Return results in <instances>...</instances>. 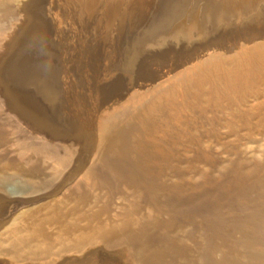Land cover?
I'll return each mask as SVG.
<instances>
[{"label": "bare ground", "instance_id": "1", "mask_svg": "<svg viewBox=\"0 0 264 264\" xmlns=\"http://www.w3.org/2000/svg\"><path fill=\"white\" fill-rule=\"evenodd\" d=\"M49 1L0 0V107L13 121L0 138V264H264L260 2L201 4L182 31L164 18L121 75L98 74L69 109L49 49L61 22H111L123 0H68L60 15ZM205 202L221 209L199 212Z\"/></svg>", "mask_w": 264, "mask_h": 264}, {"label": "rangeland", "instance_id": "2", "mask_svg": "<svg viewBox=\"0 0 264 264\" xmlns=\"http://www.w3.org/2000/svg\"><path fill=\"white\" fill-rule=\"evenodd\" d=\"M212 2L213 0H153V5L149 9V11L143 12L142 9L135 5L132 0H123L118 14L116 15L115 19L111 22H109V20L107 19L101 20L98 15L96 16V19L98 18L97 20L90 19L89 22L85 23L75 21L71 19V17L68 21V19H66L65 17L61 22L62 27L59 31V34L55 37L54 44L49 47L51 53L50 57L55 62H57L59 68L60 87L58 88L57 92L62 97L66 98L63 104L66 107H70L69 109L75 108L76 104L73 103L78 102V97L76 96H81L78 93H80V91H83L85 88V90H87V88L89 87V82H91V80L98 74L103 80H110L113 77L121 75L122 70L119 66L120 63L118 64V62L121 61L123 55L126 54L129 49L135 47L138 43H140V36H142L143 33L148 30V28L156 26L165 18V26H180L181 28L179 29V31H182L185 25H189L190 23L194 22L195 18H198V16H200V14L198 13L201 4L206 5V7L208 8L207 4H211ZM243 2L250 3L252 1L243 0ZM257 2H260L259 4L263 7L264 10V0L255 1V3ZM68 3V0H50L49 4H47V8L50 12L60 15L62 11L64 14V9H69ZM95 15L96 14H93L92 18ZM263 19L264 16L259 17L258 21ZM151 32L152 29H149L148 35L151 36ZM191 35L192 38L197 37L196 39H192L191 41H197L200 39V36H198V32L194 31L191 33ZM167 38L168 41L171 43L172 37L166 36L165 39ZM150 41L158 40L157 38L151 36ZM180 41L185 42V39H181ZM42 45L46 46L47 43H44ZM186 46L187 43H182L181 46H174L173 48L177 51L181 49L183 51L188 48ZM103 58L105 60H103ZM112 63L114 65H117L114 66ZM110 70H113L112 73ZM100 73L102 75L106 74V77L102 76ZM107 77L108 79H106ZM85 78L87 79L85 80ZM76 82H78L80 85ZM86 92H88V90ZM84 105L83 108L85 110H90L89 105ZM9 117L11 116L6 115L3 112V109L0 107V128L2 127V129H0V138H2V142L3 140L5 142L8 139L5 138L7 137L6 134L12 129L13 121ZM4 126L6 129L4 128ZM253 127L255 128L256 126H254V124H251V128ZM7 153L8 151L3 152L2 155H5ZM263 173L264 172H262V174ZM255 190H253L252 193L256 197L262 195V190L260 191L259 188ZM203 203L202 205L204 206L197 205V209H199V212H205V214L207 211L208 214L209 211L212 212V209L210 210V208L213 207V209H215L219 207V205H214L216 206L214 207L213 203L211 207V203L209 204V202H205V204L207 203L209 205L208 207ZM220 209L221 205L219 207V210ZM241 214V218L246 217V214ZM194 221V224L196 223L195 226H197L196 231H198L197 233H194L195 235H198V233L200 234L198 242L201 241V243L198 244L204 246L205 242L209 241L211 235L213 234L212 227L207 223L208 221L206 220L200 219V221ZM202 242L204 243L202 244ZM206 245L207 243L205 244V247ZM201 246V249L204 248Z\"/></svg>", "mask_w": 264, "mask_h": 264}]
</instances>
